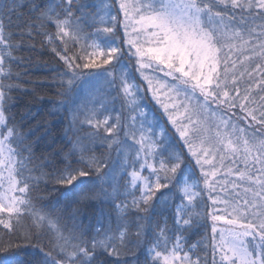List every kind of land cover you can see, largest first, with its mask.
I'll return each mask as SVG.
<instances>
[{
  "label": "snow or ice",
  "instance_id": "obj_1",
  "mask_svg": "<svg viewBox=\"0 0 264 264\" xmlns=\"http://www.w3.org/2000/svg\"><path fill=\"white\" fill-rule=\"evenodd\" d=\"M0 264H264V0H0Z\"/></svg>",
  "mask_w": 264,
  "mask_h": 264
},
{
  "label": "trees",
  "instance_id": "obj_2",
  "mask_svg": "<svg viewBox=\"0 0 264 264\" xmlns=\"http://www.w3.org/2000/svg\"><path fill=\"white\" fill-rule=\"evenodd\" d=\"M22 55L25 58H29L31 64L27 69L29 72L27 76L23 75L25 71L24 67H17L15 69V71L21 73V79L23 81H30V83H23L22 88L27 89L29 92L34 90L35 95L44 97V100L38 101L32 95H24L23 92L14 93L20 99L16 102L17 106L13 109V113L16 115L18 121L22 116L28 117V127L23 130L28 132L29 128H31L34 131L35 134L31 136V142L38 148L36 150V156L39 157L41 154L47 155V145L51 144L53 137L62 136L67 126V117L63 121L60 118L64 116L63 110H61L60 116H52L49 114L54 111L55 106L51 103L53 91L46 85L50 83V67L56 66L58 61L50 51H44L39 45H37L36 51H25ZM83 102V97H81L80 103ZM193 103H195V100H193ZM49 126L53 129L50 136L46 132ZM43 137H46V139H41ZM62 146L58 143L56 148L58 149ZM207 223L209 227L201 228L198 234H189L191 243L198 244V246L208 243L211 220L209 219Z\"/></svg>",
  "mask_w": 264,
  "mask_h": 264
},
{
  "label": "rangeland",
  "instance_id": "obj_3",
  "mask_svg": "<svg viewBox=\"0 0 264 264\" xmlns=\"http://www.w3.org/2000/svg\"><path fill=\"white\" fill-rule=\"evenodd\" d=\"M131 68V62H129V69ZM129 69H124V71H128ZM149 95V93H148ZM222 226V222H220L219 224H217V227Z\"/></svg>",
  "mask_w": 264,
  "mask_h": 264
}]
</instances>
